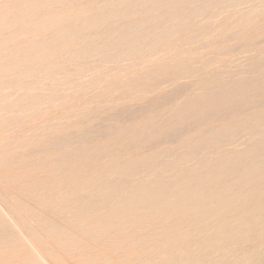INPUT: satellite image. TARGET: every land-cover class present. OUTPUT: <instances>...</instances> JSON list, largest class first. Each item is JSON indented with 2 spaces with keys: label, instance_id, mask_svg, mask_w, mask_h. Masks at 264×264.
Returning a JSON list of instances; mask_svg holds the SVG:
<instances>
[{
  "label": "rangeland",
  "instance_id": "374dc122",
  "mask_svg": "<svg viewBox=\"0 0 264 264\" xmlns=\"http://www.w3.org/2000/svg\"><path fill=\"white\" fill-rule=\"evenodd\" d=\"M0 231V264L262 263L264 0H0Z\"/></svg>",
  "mask_w": 264,
  "mask_h": 264
},
{
  "label": "bare ground",
  "instance_id": "6f19581e",
  "mask_svg": "<svg viewBox=\"0 0 264 264\" xmlns=\"http://www.w3.org/2000/svg\"><path fill=\"white\" fill-rule=\"evenodd\" d=\"M234 2H235V1H234ZM138 6H139V5H138ZM216 8H217V7H216ZM27 9H28V8H27ZM188 10H189V9H188ZM120 15H121V14H120ZM154 16H155V15H154ZM164 30H165V29H164ZM256 30H257V29H256ZM158 33H159V32H158ZM156 36H157V35H156ZM228 38H229V37H228ZM246 44H247V43H246ZM189 46H190V45H189ZM159 60H160V59H159ZM105 67H106V66H105ZM101 72H102V71H101ZM3 92H4V91H3ZM172 94H173V93H172ZM160 106H161V105H160ZM261 106L263 107L262 104H261ZM44 107H45V106H44ZM137 111H138V110H137ZM125 112H126V111H125ZM215 113H216V111H215ZM132 115H133V114H132ZM118 117H119V116H118ZM217 120H218V119H217ZM119 122H120V121H119ZM88 130H89V129H88ZM184 130H185V129H184ZM33 133H34V132H33ZM170 134H172V133H170ZM70 135H71V134H70ZM73 135H74V133H73ZM77 139H78V138H77ZM174 142H175V140H174ZM174 142H173V143H174ZM157 143H158V142H157ZM161 143H162V142H161ZM158 144H159V143H158ZM171 144H172V143H171ZM187 146H188V145H187ZM191 146H192V145H190V147H191ZM184 148H185V147H184ZM199 148H200V147H199ZM146 149H147V148H146ZM184 150H185V149H184ZM258 153H259V152H258ZM260 155H261V154H260ZM260 155H259V156H260ZM194 160H195V159H194ZM244 164H245V163H244ZM97 166H98V165H97ZM241 166H242V165H241ZM241 166H240V167H241ZM262 166H263V165H262ZM173 168H174V167H173ZM262 168H263V167H262ZM239 169H240V168H239ZM171 171H172V170H171ZM211 172H212V171H211ZM256 173H258V172H256ZM176 176H177V175H176ZM169 177H170V176H169ZM171 177H172V176H171ZM254 177H255V176H254ZM259 178H260V177H259ZM251 180H252V179H251ZM168 181H169V180H168ZM228 182H229V181H228ZM247 182H248V181H247ZM256 182H257V181H256ZM230 183L232 184V181H230ZM234 183H235V182H234ZM259 183H260V182H259ZM251 184H252V183H251ZM233 185H234V184H233ZM215 186H216V185H215ZM258 186H259V185H258ZM261 186L263 187V185H261ZM241 187H242V186H241ZM241 187H240V188H241ZM262 187H261V188H262ZM240 188H239V190H240ZM244 188H245V187H244ZM249 188H251V187H249ZM96 190H97V189H96ZM256 190H257V189H256ZM94 191H95V190H94ZM217 192H218V191H217ZM217 192H216V193H217ZM231 194H232V193H231ZM261 194L263 195V193H261ZM257 196H258V195H257ZM253 198H254V197H253ZM256 198H257V197H256ZM256 198H254V199H256ZM258 198H259V197H258ZM262 199H263V198H262ZM224 200H225V199H224ZM256 200H257V199H256ZM245 201H246V200H245ZM257 201H259V203H257ZM257 201H255V202H256L257 204H260V199H258ZM252 202L254 203V200H253V199H252ZM249 203H250V202H249ZM203 204H204V203H203ZM254 204H255V203H254ZM245 205L248 206V203L245 204ZM251 205H252V203H251ZM209 207H210V206H209ZM223 207H224V206H223ZM225 208H226V207H225ZM246 208H247V207H244V210H245ZM209 209H212V208L210 207ZM221 209H222V208H221ZM226 209H227V208H226ZM241 209H242V208H241ZM207 210H208V209H207ZM180 211H181V210H180ZM201 211H203V210H201ZM201 211H200V212H201ZM205 211H206V208H205ZM205 211H204V212H205ZM208 211H209V210H208ZM213 211H215V210L212 209V212H213ZM240 211H242V210H240ZM240 211H238V212H240ZM195 213H196V212H195ZM195 213H194V214H195ZM198 213H199V212H198ZM201 213H203V212H201ZM201 213H199L200 216H201ZM206 213H207V212H206ZM224 214H225V213H224ZM228 214H229V213H228ZM235 214H236V213H235ZM180 215H181V214H180ZM183 215L185 216V214H183ZM203 215H205V214H203ZM210 215H212V213H211ZM210 215H209V216H210ZM175 216H176V215H175ZM181 216H182V215H181ZM187 216H188V215H187ZM192 216H194V215H192ZM195 216H196V215H195ZM195 216H194V217H195ZM200 216H199V217H200ZM233 216H234V213H233ZM161 217L163 218V216H160V219H162ZM171 217H172V215H171ZM171 217H169V218H171ZM176 217H177V216H176ZM189 217H190V216H189ZM194 217H193V218H194ZM199 217H198V218H199ZM178 218H180V216L177 217V219H176L177 221H178ZM181 218H182V217H181ZM185 218H186V217H185ZM185 218H184V219H185ZM195 218H196V217H195ZM195 218H194V221H192L193 219L191 218V219H192L191 221H192V222H195V220H196ZM198 218H197V219H198ZM200 218H201V217H200ZM202 218H203V217H202ZM154 219H155V218H154ZM166 219H167V218H165V220H164V219H163V220L166 222V221H167ZM186 219H188V218H186ZM239 219H240V218H239ZM152 220H153V219H152ZM172 220L174 221V219H172ZM172 220H169L168 222H171V223H172V222H173ZM176 220H175L174 222H176ZM221 220H222V218H221ZM224 220H225V219H224ZM226 220H227V219H226ZM154 221H155V220H153V222H154ZM179 221H180V220H179ZM159 222H160V221H159ZM168 222H167V223H168ZM180 222H181V221H180ZM184 222H186V224H187V221H183V223H184ZM188 222H190V221H188ZM162 223H163V222L161 221V224H162ZM177 223H178V222H177ZM183 223H182V224H183ZM158 224H159V223H158ZM163 224H164V223H163ZM165 224H166V223H165ZM168 224H170V223H168ZM168 224H167V225H168ZM174 224H175V223H174ZM193 224H195V223H193ZM156 225H157V224L155 223V228H156ZM180 225H181V224H180ZM180 225H179V226H180ZM189 225H190V224H189ZM146 226H147V225H146ZM146 226H144V227H146ZM158 226H160V225H158ZM163 226H164V225H163ZM187 226H188V224H187ZM190 226L192 227V225H190ZM141 227H142V226H141ZM141 227L139 228V231L141 230ZM160 227H161V226H160ZM160 227H159V228H160ZM166 227H167V226H166ZM171 227L173 228L172 224H171ZM176 227H177V225H176L174 228H176ZM181 227H182V226H181ZM7 228H8V227H7ZM128 228H129V227H128ZM132 228H134V227H132ZM146 228H147V227H146ZM151 228H152V227H151ZM172 228H171V229H172ZM177 228H178V227H177ZM9 229H10V228H9ZM26 229H27V228H26ZM123 229H124V228H123ZM123 229H121V230L123 231ZM130 229H131V228H130ZM161 229H162V227H161ZM165 229H166V228H165ZM168 229H169V228H168ZM79 230H80V229H79ZM145 230H146V229H145ZM162 230H163V229H162ZM162 230H161V231H162ZM173 230H174V229H173ZM178 230H179V229H178ZM2 231H3V229H2ZM124 231H125V229H124ZM124 231H123V232H124ZM126 231L129 232L130 230H129V231L126 230ZM134 231H135V230H134ZM134 231H133V234H134ZM139 231H138V232H139ZM146 231H147V230H146ZM153 231H154V230H153ZM167 231L170 232L169 230H167ZM176 231H177V230H176ZM0 232H1V231H0ZM14 232H15V231H14ZM119 232H120V231H119ZM138 232L136 231L135 233H138ZM156 232H158V231L156 230ZM165 232H166V230H165ZM125 233H126V232H125ZM163 233H164V231H163ZM170 233H171V232H170ZM170 233H169L168 235H170ZM115 234H116V233H115ZM118 234H122V233L120 232V233H118ZM131 234H132V232H131ZM166 234H167V233H166ZM171 234H172V233H171ZM5 235H6V234H5ZM12 235H13V234H12ZM123 235H124V233H123ZM135 235H137V234H135ZM161 235L165 236V234H162V233H161ZM168 235H166V236L169 237ZM225 235H226V234H225ZM225 235H224V236H225ZM245 235H246V234H245ZM255 235H256V234H255ZM71 236H72V235H71ZM119 236H120V235H119ZM124 236H125V235H124ZM126 236H127V234H126ZM129 236H131V235L128 234V237H129ZM195 236H196V235H195ZM257 236H259V235H257ZM121 237H122V236H121ZM167 237H166V238H167ZM73 238H74V237H73ZM75 238H76V237H75ZM106 238H107V237H106ZM163 238H164V237H163ZM78 239H79V238H78ZM78 239H77V240H78ZM169 239H170V237H169ZM183 239H184V238H183ZM163 240H164V239H163ZM163 240H162V241H163ZM167 240H168V239H167ZM263 240H264V239H263ZM89 241H90V240H89ZM241 241H242V240H241ZM163 242H164V241H163ZM263 242H264V241H263ZM177 243H178V242H176V244H177ZM180 243H181V242H180ZM180 243H179V244H180ZM219 243H220V242H219ZM173 244H174V242H173ZM185 244H186V243H185ZM191 244H192V243H191ZM191 244H189V245H191ZM255 244H256V243H255ZM261 244H262V243H261ZM263 244H264V243H263ZM181 245H182V244H181ZM214 245H215V243H214ZM239 245H240V244H239ZM239 245H236V247L238 246V248H239ZM249 245L252 246L251 241H250V244H249ZM114 246H115V245H114ZM172 246H173V245H172ZM178 246H179V245H178ZM192 246H193V245H192ZM196 246H197V245H196ZM205 246H206V245H205ZM255 246H257V245H255ZM258 246H259V244H258ZM43 247H44V246H43ZM117 247H118V245H117ZM117 247H116V248H117ZM135 247H137V246H135ZM175 247H176V246H175ZM109 248H110V247H109ZM113 248H114V247H113ZM113 248L111 247V249H113ZM131 248H132V250H134L133 246H132ZM233 248L235 249V247H233ZM42 249H43V252H44V251H45L44 248H42ZM124 249H125V248H124ZM135 249H136V248H135ZM142 249H143V248H142ZM227 249H228V248H227ZM91 250H92V249H91ZM99 250H100V249H99ZM99 250H96V249L93 248V252H94L95 255L92 253V254H93L92 257L87 258V257L84 256L83 258H81V257L78 258V259L76 258V259H77V260H76L77 264H90V263H92L91 259H92V258L95 259V258H96V255H98V254L101 253ZM101 250H102V249H101ZM105 250H106V249H105ZM114 250H116V249H114ZM126 250L128 251L127 247H126ZM140 250H141V249H140ZM229 250L231 251V249H229ZM241 250H242V249H241ZM241 250H240V251H241ZM127 251H126V252H127ZM258 251H259V250H258ZM47 252H48V250H47ZM107 252H108V251H107ZM129 252L131 253V251H129ZM149 252H150V251H149ZM222 252H223V251H222ZM222 252H221V253H222ZM44 253H45V252H44ZM130 253H129V254H130ZM132 253L135 254V251L132 252ZM218 253H219V252H218ZM218 253H217V254H218ZM221 253H219V254H221ZM224 253H225V251H224ZM122 254H123V253H122ZM126 254H127V253H126ZM141 254H142V253H141ZM203 254H204V253H203ZM206 254H207V253H206ZM209 254H210V253H209ZM217 254H216V255H217ZM103 255H104V254H103ZM109 255L111 256V254H109ZM139 255H140V254H139ZM146 255H148V253H147ZM254 255H255V254H254ZM263 255H264V254H263ZM263 255H262V256H263ZM115 256H116V255H115ZM123 256H124V259H125V257H127V256H125V255H122L121 257H123ZM129 256H130V255H129ZM129 256H128V257H129ZM142 256H143V255H142ZM148 256H150V255H148ZM164 256H165V255H164ZM164 256H163V257H164ZM179 256H180V255H179ZM221 256L224 257L223 254L220 255V257H221ZM260 256H261V255H260ZM101 257H102V256H101ZM117 257H118V256H117ZM143 257H145V256H143ZM146 257H147V256H146ZM146 257H145V258H146ZM180 257H181V256H180ZM254 257H256V256H254ZM254 257H253V258H254ZM98 258H99V257H98ZM129 258H130V257H129ZM131 258H132V257H131ZM147 258H148V257H147ZM164 258H165V257H164ZM191 258H192V257H191ZM198 258H199V257H198ZM210 258H211V257H210ZM224 258H225V257H224ZM262 258H264V257H262ZM106 259H107V257L105 258V260H106ZM134 259H136L135 255H134ZM140 259H141V258H140ZM140 259H139V262H140ZM208 259H209V258H208ZM208 259H206V260H208ZM221 259H222V257H221ZM250 259H251V258H250ZM108 260H109V258H108ZM117 260H119V258H118ZM117 260H115V261H117ZM127 260H128V259H127ZM127 260H126V261H127ZM143 260H144V259H143ZM151 260H152V259H151ZM262 260H263V259H262ZM262 260H261V261H262ZM122 261H123V260H122ZM130 261H131V260H130ZM194 261H195V260H194ZM210 261H211V260H210ZM216 261H217V260H216ZM230 261H231V260H230ZM249 261H250V260H249ZM263 261H264V260H263ZM263 261H262V263H260V264H263ZM55 262H56V261H55ZM76 262H75V263H76ZM108 262H109V261H108ZM119 262H120V260H119ZM119 262H118V263H119ZM124 262H125V261H124ZM136 262H138V261H136ZM206 262H208V261H206ZM206 262H205V263H206ZM211 262H212V261H211ZM37 263H38V262H37ZM52 263H53V262H52ZM52 263H51V264H52ZM110 263H112V261H111ZM115 263H116V262H115ZM121 263H123V262H121ZM121 263H120V264H121ZM125 263H126V262H125ZM125 263H124V264H125ZM131 263H132V262H131ZM131 263H130V264H131ZM133 263H134V262H133ZM133 263H132V264H133ZM193 263H194V262H193ZM237 263H238V262H237ZM244 263H245V262H244ZM256 263H257V262H256ZM57 264H60V262L57 263ZM61 264H64V263L61 261ZM152 264H153V263H152ZM196 264H197V263H196ZM198 264H199V263H198ZM208 264H209V263H208Z\"/></svg>",
  "mask_w": 264,
  "mask_h": 264
}]
</instances>
